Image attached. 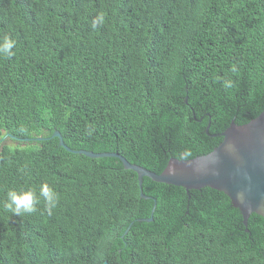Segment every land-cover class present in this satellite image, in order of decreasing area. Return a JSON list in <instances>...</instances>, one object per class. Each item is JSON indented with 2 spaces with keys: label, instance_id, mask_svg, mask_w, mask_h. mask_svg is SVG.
Returning a JSON list of instances; mask_svg holds the SVG:
<instances>
[{
  "label": "trees",
  "instance_id": "obj_1",
  "mask_svg": "<svg viewBox=\"0 0 264 264\" xmlns=\"http://www.w3.org/2000/svg\"><path fill=\"white\" fill-rule=\"evenodd\" d=\"M5 36L0 264H264V215L246 226L224 191L148 176L143 197L119 157L53 136L159 173L207 154L264 109V0H0ZM44 183L53 215L42 198L4 208L9 189Z\"/></svg>",
  "mask_w": 264,
  "mask_h": 264
},
{
  "label": "water",
  "instance_id": "obj_2",
  "mask_svg": "<svg viewBox=\"0 0 264 264\" xmlns=\"http://www.w3.org/2000/svg\"><path fill=\"white\" fill-rule=\"evenodd\" d=\"M206 130L209 131V125ZM220 135L222 141L207 154L189 159L171 157L159 173L130 162L118 152L72 149L59 130L53 133L59 138V144L69 151L92 158L119 157L126 168L138 173L143 197H148L143 192L144 176L157 182L181 185L187 190L211 186L224 191L232 204L241 210L247 224L252 212L264 215V109L247 123L238 124L233 120Z\"/></svg>",
  "mask_w": 264,
  "mask_h": 264
},
{
  "label": "clouds",
  "instance_id": "obj_3",
  "mask_svg": "<svg viewBox=\"0 0 264 264\" xmlns=\"http://www.w3.org/2000/svg\"><path fill=\"white\" fill-rule=\"evenodd\" d=\"M104 22L105 15L103 13H98L97 16L92 19L91 27L93 30H96L103 25ZM15 45V40L8 36L3 37L0 39V55L10 58L15 54L13 52ZM232 71L235 72L236 69L233 68ZM224 87L226 89L233 87V82L230 80L225 81ZM6 195L7 200L4 203V208L16 216L30 215L37 212V205L41 203V198L43 199L45 211L51 216L59 203V194L48 183L42 184L39 187L38 193L33 188L21 187L19 189H9Z\"/></svg>",
  "mask_w": 264,
  "mask_h": 264
}]
</instances>
